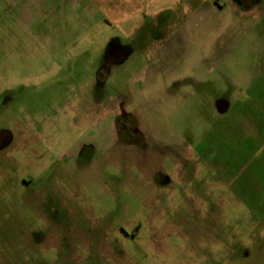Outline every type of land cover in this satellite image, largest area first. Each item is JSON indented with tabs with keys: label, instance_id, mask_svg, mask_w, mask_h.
I'll use <instances>...</instances> for the list:
<instances>
[{
	"label": "rangeland",
	"instance_id": "obj_1",
	"mask_svg": "<svg viewBox=\"0 0 264 264\" xmlns=\"http://www.w3.org/2000/svg\"><path fill=\"white\" fill-rule=\"evenodd\" d=\"M258 1L0 0V264H264Z\"/></svg>",
	"mask_w": 264,
	"mask_h": 264
},
{
	"label": "flooded vegetation",
	"instance_id": "obj_2",
	"mask_svg": "<svg viewBox=\"0 0 264 264\" xmlns=\"http://www.w3.org/2000/svg\"><path fill=\"white\" fill-rule=\"evenodd\" d=\"M231 1L234 2V4H237V6L242 7L244 9L246 8L248 9L252 5L259 3L258 0H231ZM109 51L111 57L115 58L120 55V50L115 44L110 48ZM105 77H106V70H104L103 68H99L96 71L94 79L98 84H101L105 79ZM112 124L114 128V138L116 145L123 146L126 148H138V147L141 149L146 148V143L144 141L145 133L141 129H139L135 115L131 111L125 110L122 107V105L117 107V112L113 113ZM8 136L9 135L7 134V132L1 131L0 143H4ZM84 157L85 155H83V158Z\"/></svg>",
	"mask_w": 264,
	"mask_h": 264
},
{
	"label": "water",
	"instance_id": "obj_3",
	"mask_svg": "<svg viewBox=\"0 0 264 264\" xmlns=\"http://www.w3.org/2000/svg\"><path fill=\"white\" fill-rule=\"evenodd\" d=\"M228 101L227 100H225V99H216L215 101H214V106H215V108H216V111L219 113V114H222V113H224L226 110H227V108H228Z\"/></svg>",
	"mask_w": 264,
	"mask_h": 264
}]
</instances>
